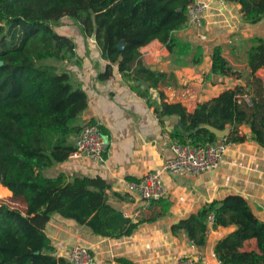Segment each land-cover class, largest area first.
Segmentation results:
<instances>
[{
    "label": "trees",
    "instance_id": "obj_1",
    "mask_svg": "<svg viewBox=\"0 0 264 264\" xmlns=\"http://www.w3.org/2000/svg\"><path fill=\"white\" fill-rule=\"evenodd\" d=\"M194 0H0V198L11 196L22 208L0 205V264H71L59 255L47 227L54 215L87 226L94 234L120 238L131 236L140 221L126 217L109 203L110 183L101 177L64 172L48 175L66 161L75 149L81 130L77 122L87 108V94L73 84L71 76L47 63L64 59L73 50V40L57 32L63 17H69L88 34L95 33L103 57L109 61L102 76L112 74L111 65L131 80L149 83L142 90L158 87L166 72L147 68L139 58L140 48L160 40L170 51L181 44L177 32L188 21V6ZM242 4L245 19L257 22L264 15V0H232ZM123 43L122 47L120 46ZM199 51L193 63L202 61ZM211 74L240 76L218 45L212 53ZM251 74L264 67V40L248 51ZM140 85V84H139ZM251 104L240 102L242 86L225 90L198 103L188 112L182 103H162L159 115H176L182 127L171 136L199 144L214 141V129L235 127L230 141L241 140L238 125L249 124L252 137L264 147L263 84L254 78ZM163 98V92L159 91ZM117 196L119 193L114 192ZM212 227L229 228L215 247L223 264H264V220L240 194L202 205L190 218L181 219L173 229H185L197 245L206 241L208 218ZM257 250L241 251L249 239Z\"/></svg>",
    "mask_w": 264,
    "mask_h": 264
},
{
    "label": "crops",
    "instance_id": "obj_2",
    "mask_svg": "<svg viewBox=\"0 0 264 264\" xmlns=\"http://www.w3.org/2000/svg\"><path fill=\"white\" fill-rule=\"evenodd\" d=\"M202 1L210 4L203 25L186 23L177 32L181 44L191 43L190 50L176 46L170 51L158 39L140 48L139 58L143 65L168 73L158 87L149 88L148 96L141 91L147 89L149 83L131 80L115 64L111 65V75L102 76L109 61L103 57L95 33L88 34L69 17H63L55 27L59 34L73 40L74 48L64 59H49L47 63L68 73L73 84L84 89L88 105L77 122L99 123L109 143L103 162L69 157L47 174L64 172L68 177L105 178L112 187L107 190L109 203L123 211L126 217L140 221L139 228L131 236L113 238L94 234L85 225L54 215L47 232L59 255L68 259L70 247L81 244L92 249L100 264H174L186 255L205 264H223L215 247L228 234L229 228L210 225L205 243L197 245L185 229L175 231L173 225L195 215L205 203L219 201L230 194L246 198L257 216L264 220V147L252 137L249 124L238 125V135L242 139L231 141L217 169L198 176L183 172L162 173L167 194L151 206L147 207L127 189L128 181L137 180L145 172L162 171L165 160L172 155L168 138L182 125L176 115H159L156 108L162 101L182 103L188 112H193L198 103L237 85L243 87V97L249 96L248 91L254 95L255 77L264 88V67L252 75L248 65V51L264 40V15L253 23L245 19L238 1ZM218 45L229 64L241 75L211 74L205 82V75L211 72L214 47ZM199 46H202V61L195 64L193 58ZM159 91L163 92V98ZM234 129L229 124L222 132L231 135ZM257 249L254 238L246 240L239 248L241 251Z\"/></svg>",
    "mask_w": 264,
    "mask_h": 264
},
{
    "label": "built area",
    "instance_id": "obj_3",
    "mask_svg": "<svg viewBox=\"0 0 264 264\" xmlns=\"http://www.w3.org/2000/svg\"><path fill=\"white\" fill-rule=\"evenodd\" d=\"M210 4L202 0H194L187 10L188 24L202 26ZM246 101L251 104L250 97L240 96V102ZM230 134L218 137L214 141H206L199 144L182 142L172 136L168 138L172 155L168 157L162 167V171H147L140 178L128 181L127 189L135 193L138 198L144 201L147 207L153 202L163 199L167 189L163 184L162 173L183 172L191 176H198L210 170H215L222 162L224 153L231 146ZM109 140L99 123L84 121L81 130L77 133L74 144L75 149L70 158L79 159L86 157L93 162L105 160L106 149ZM209 225H212L213 215L208 218ZM68 260L71 264H100L92 249L88 246L75 244L70 247ZM174 264H205L192 255L178 258Z\"/></svg>",
    "mask_w": 264,
    "mask_h": 264
},
{
    "label": "rangeland",
    "instance_id": "obj_4",
    "mask_svg": "<svg viewBox=\"0 0 264 264\" xmlns=\"http://www.w3.org/2000/svg\"><path fill=\"white\" fill-rule=\"evenodd\" d=\"M0 25H2V23H0ZM0 43H1V37H0ZM50 64V63H49ZM248 93V95H249V97L251 96L250 94V92L248 91L247 92ZM264 93V92H263ZM242 96V95H241ZM243 97V96H242ZM79 123V122H78ZM80 124V123H79ZM83 124V123H82ZM81 124V125H82ZM3 203H7V204H10V205H12V206H14V207H18V208H22L23 206H22V204L20 203V202H15V201H13L12 200V197L11 196H9V197H6V198H0V205L1 204H3Z\"/></svg>",
    "mask_w": 264,
    "mask_h": 264
},
{
    "label": "water",
    "instance_id": "obj_5",
    "mask_svg": "<svg viewBox=\"0 0 264 264\" xmlns=\"http://www.w3.org/2000/svg\"><path fill=\"white\" fill-rule=\"evenodd\" d=\"M122 45H123V43H121L120 46L122 47ZM214 132L217 133L216 135L220 136V137H224L226 135V134H223L222 130L220 131L219 129H214Z\"/></svg>",
    "mask_w": 264,
    "mask_h": 264
}]
</instances>
